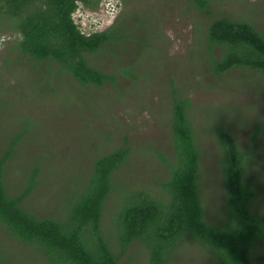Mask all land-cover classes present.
<instances>
[{"label":"rangeland","instance_id":"374dc122","mask_svg":"<svg viewBox=\"0 0 264 264\" xmlns=\"http://www.w3.org/2000/svg\"><path fill=\"white\" fill-rule=\"evenodd\" d=\"M208 1L204 13L196 11L191 0H100L95 11L84 7L86 15L73 18L84 34L118 25L129 32L127 41L114 46V53L111 46L88 57L93 67L116 77L114 85L101 88L80 85L62 75L55 63H37L21 55L16 49V32L7 26L10 20L1 16L0 152L22 132L25 120L32 122L5 174L9 193L22 190L23 175L37 168L32 205L40 213L49 209L55 215V203L84 184L95 160L120 147L129 149L130 155L114 175L117 186L158 193L167 177L159 155L173 154L170 112L176 91L179 98L192 103L190 118L201 149L208 214L212 220L220 216L224 204L220 149L209 129L214 124L225 125L244 146L258 130L254 170L260 176L264 172V84L259 75L245 71L213 77L203 52L206 30L213 20L228 17L250 22L264 35V0ZM107 2L115 4L109 15ZM214 55L219 58L220 50L215 49ZM121 192L111 196L103 218L106 222ZM256 207L257 213H264V187ZM28 248L11 241L0 227V250L9 252V261L0 260V264H16L13 249L26 256L25 264H45ZM120 264H147V253L142 247L133 248ZM174 264L211 261L207 253L185 242Z\"/></svg>","mask_w":264,"mask_h":264},{"label":"trees","instance_id":"16d2710c","mask_svg":"<svg viewBox=\"0 0 264 264\" xmlns=\"http://www.w3.org/2000/svg\"><path fill=\"white\" fill-rule=\"evenodd\" d=\"M200 13L208 0H191ZM100 0H0V17L10 20L17 35L16 49L37 63L57 64L62 75L82 86L114 85L116 77L88 62V57L127 41L124 26L84 34L73 15L79 5L95 11ZM84 10V9H83ZM203 52L208 69L218 79L234 71L256 74L264 84V35L252 23L231 18L215 19L207 28ZM220 50V57L214 55ZM111 53V52H110ZM132 71V70H131ZM125 75L132 76L128 71ZM250 76V75H248ZM192 103L171 101V157L159 155L167 177L154 193L121 188L114 175L127 161L130 150L120 147L97 158L82 186H75L64 201L55 203L56 213H40L32 205L39 170L23 175V189L11 195L6 188L7 168L19 143L30 133L32 122L22 123L0 152V227L19 246L29 247L45 264H120L126 253L142 247L147 264H174L184 243L207 253L211 264H264V213L257 201L264 187V172L254 168L258 137L253 131L248 146L236 132L221 124L209 131L220 149L219 177L224 194L221 215L208 214L201 170V149L190 118ZM17 152V151H16ZM252 169V170H251ZM121 192L109 222L103 220L111 196ZM0 250V260L9 261ZM25 264L26 256L13 249V262ZM37 261H39L37 259Z\"/></svg>","mask_w":264,"mask_h":264},{"label":"built area","instance_id":"2783aa9c","mask_svg":"<svg viewBox=\"0 0 264 264\" xmlns=\"http://www.w3.org/2000/svg\"><path fill=\"white\" fill-rule=\"evenodd\" d=\"M114 8L115 4L113 3L107 2L105 4V11L108 15L113 13ZM74 15H81V11L78 9Z\"/></svg>","mask_w":264,"mask_h":264},{"label":"clouds","instance_id":"9594fccd","mask_svg":"<svg viewBox=\"0 0 264 264\" xmlns=\"http://www.w3.org/2000/svg\"><path fill=\"white\" fill-rule=\"evenodd\" d=\"M78 9L81 11V16H82V17L86 15L85 12L82 10L81 5H79V8H78ZM75 13H76V12H75ZM74 16H75V15H73V18H74Z\"/></svg>","mask_w":264,"mask_h":264}]
</instances>
